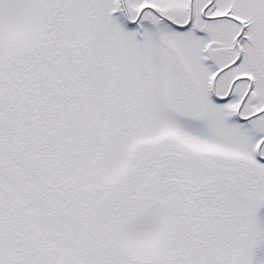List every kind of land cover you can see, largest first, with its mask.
Returning <instances> with one entry per match:
<instances>
[{
    "label": "snow or ice",
    "instance_id": "snow-or-ice-1",
    "mask_svg": "<svg viewBox=\"0 0 264 264\" xmlns=\"http://www.w3.org/2000/svg\"><path fill=\"white\" fill-rule=\"evenodd\" d=\"M0 264H264V0H0Z\"/></svg>",
    "mask_w": 264,
    "mask_h": 264
}]
</instances>
